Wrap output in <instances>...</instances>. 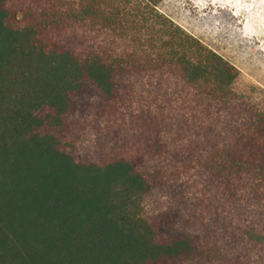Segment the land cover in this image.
<instances>
[{
	"label": "trees",
	"instance_id": "obj_1",
	"mask_svg": "<svg viewBox=\"0 0 264 264\" xmlns=\"http://www.w3.org/2000/svg\"><path fill=\"white\" fill-rule=\"evenodd\" d=\"M165 0H0V264H264V107Z\"/></svg>",
	"mask_w": 264,
	"mask_h": 264
},
{
	"label": "rangeland",
	"instance_id": "obj_2",
	"mask_svg": "<svg viewBox=\"0 0 264 264\" xmlns=\"http://www.w3.org/2000/svg\"><path fill=\"white\" fill-rule=\"evenodd\" d=\"M162 10L233 64L237 92L264 107V0H165Z\"/></svg>",
	"mask_w": 264,
	"mask_h": 264
}]
</instances>
